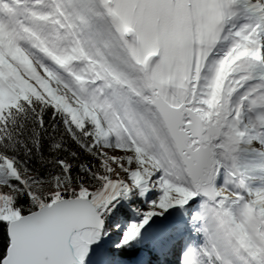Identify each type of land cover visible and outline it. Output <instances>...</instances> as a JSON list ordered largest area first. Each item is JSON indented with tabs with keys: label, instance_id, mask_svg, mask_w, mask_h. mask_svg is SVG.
Returning a JSON list of instances; mask_svg holds the SVG:
<instances>
[{
	"label": "snow or ice",
	"instance_id": "obj_1",
	"mask_svg": "<svg viewBox=\"0 0 264 264\" xmlns=\"http://www.w3.org/2000/svg\"><path fill=\"white\" fill-rule=\"evenodd\" d=\"M0 264H264V0H0Z\"/></svg>",
	"mask_w": 264,
	"mask_h": 264
}]
</instances>
